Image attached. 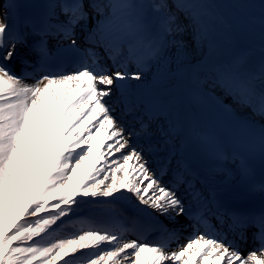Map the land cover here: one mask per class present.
<instances>
[{
  "label": "snow or ice",
  "instance_id": "obj_1",
  "mask_svg": "<svg viewBox=\"0 0 264 264\" xmlns=\"http://www.w3.org/2000/svg\"><path fill=\"white\" fill-rule=\"evenodd\" d=\"M220 26L207 0H0V264H264V62H219ZM185 85L241 134L188 125Z\"/></svg>",
  "mask_w": 264,
  "mask_h": 264
},
{
  "label": "bare ground",
  "instance_id": "obj_2",
  "mask_svg": "<svg viewBox=\"0 0 264 264\" xmlns=\"http://www.w3.org/2000/svg\"><path fill=\"white\" fill-rule=\"evenodd\" d=\"M136 2L148 4L151 0H136ZM207 3L211 6L215 15L219 16L226 22V26L219 27L221 48L218 55V61L221 63H227L233 57L245 54L247 56V63L243 66L241 72L245 75L254 74L258 77L261 63L264 62V28H262L261 25V4L264 3V0H207ZM149 19L155 24L156 17L154 15L150 16ZM256 48H261L262 50L260 58L251 56ZM16 70L19 72V67H17ZM154 70L155 69H153V71ZM259 82V79L255 80L257 88L260 87ZM186 88V85L182 87L178 95L180 97L182 114L188 125L196 127L208 135L218 137L225 142L230 143L236 136L234 134H229V136H227L223 132L215 130L201 103L197 104L189 101L186 94ZM226 102H228L230 108L233 109L236 115H243L248 112L247 109L239 107L231 100H227L225 103ZM255 126L258 129L259 123L257 122ZM230 129L233 130V128ZM256 139H258V137L253 138L254 146L250 151V159L254 170H261L264 168V164H262L260 154L257 152ZM256 180L259 181L258 179ZM73 207L75 208V206ZM90 208H92V205H89L87 208L82 206L76 215L70 214L67 218L68 221H65L68 222V227H71L72 229V226L70 225L76 224V222L72 221L75 216H80L83 220L88 219L90 216ZM160 219L164 220L163 217H160ZM180 219L183 222V217ZM164 222L169 224L167 220H164ZM173 226L174 225L169 224V227ZM186 234L187 233H185V235ZM173 247H175V245H173Z\"/></svg>",
  "mask_w": 264,
  "mask_h": 264
},
{
  "label": "rangeland",
  "instance_id": "obj_3",
  "mask_svg": "<svg viewBox=\"0 0 264 264\" xmlns=\"http://www.w3.org/2000/svg\"><path fill=\"white\" fill-rule=\"evenodd\" d=\"M261 52H262L261 48H256V50H254V52H252L251 56L260 58L262 55ZM80 220H83V219L80 216H75V218L72 221L76 222V224L79 225L78 221H80ZM66 221H68V219ZM65 223L68 225V222H65ZM70 226H72V225H70ZM68 228H69V230H71V227H68Z\"/></svg>",
  "mask_w": 264,
  "mask_h": 264
}]
</instances>
